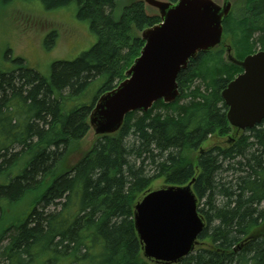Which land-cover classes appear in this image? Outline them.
I'll return each instance as SVG.
<instances>
[{"label":"trees","instance_id":"16d2710c","mask_svg":"<svg viewBox=\"0 0 264 264\" xmlns=\"http://www.w3.org/2000/svg\"><path fill=\"white\" fill-rule=\"evenodd\" d=\"M42 2L75 3L98 41L74 61L55 62L49 78L21 58L17 70L0 71V217L36 198L5 231L0 264H155L143 256L134 212L158 179L192 183L206 222L200 246L180 264H264V121L242 135L229 125L221 92L242 69L225 60L224 47L190 61L174 104L129 114L117 134L98 137L67 165L97 100L125 80L144 47L141 32L160 17L141 0ZM223 27L238 60L264 51V0L235 4ZM57 37H47V49ZM97 81L93 103L80 104Z\"/></svg>","mask_w":264,"mask_h":264},{"label":"water","instance_id":"95a60500","mask_svg":"<svg viewBox=\"0 0 264 264\" xmlns=\"http://www.w3.org/2000/svg\"><path fill=\"white\" fill-rule=\"evenodd\" d=\"M157 11L161 22L142 31L145 45L125 73L126 79L96 102L89 126L96 136L118 133L133 112L147 113L163 101L174 104L180 96L178 76L200 54L223 42V23L236 0H141ZM228 60L243 70L221 92L228 107L227 121L239 131L264 121V51ZM85 155V154H84ZM83 155V156H84ZM192 183L149 191L135 206L134 225L145 259L178 264L195 251L206 224L198 213Z\"/></svg>","mask_w":264,"mask_h":264},{"label":"rangeland","instance_id":"374dc122","mask_svg":"<svg viewBox=\"0 0 264 264\" xmlns=\"http://www.w3.org/2000/svg\"><path fill=\"white\" fill-rule=\"evenodd\" d=\"M222 5L223 0H215ZM242 0H236L239 5ZM78 7L75 3L63 8L47 9L42 0H12L9 3L0 1V71L11 72L18 69L16 59L25 60L26 65L49 78L52 65L57 61H74L83 53L89 51L98 41L92 33L89 24L79 21ZM148 14L155 15L157 11L149 8ZM53 32L58 34L53 48L47 49L45 41ZM140 34V33H139ZM225 48L233 45L229 37L224 40ZM261 50L258 48L256 52ZM233 47L232 55H235ZM225 51L224 58L227 60ZM240 75V74H239ZM237 77V76H236ZM102 81L93 83L80 104H91L100 88ZM72 105V104H71ZM69 106V108L71 107ZM244 134L240 132V135ZM98 137L90 130L86 139L68 156L70 164H76L88 152ZM223 140L213 139V143ZM5 175V174H4ZM8 178V177H7ZM5 179H0V185ZM165 186L163 179L154 181L151 189L157 190ZM35 200L28 199L18 207H8L7 213L0 217V249L8 243L5 231L21 223L27 210L34 205ZM40 256H38V260Z\"/></svg>","mask_w":264,"mask_h":264},{"label":"bare ground","instance_id":"6f19581e","mask_svg":"<svg viewBox=\"0 0 264 264\" xmlns=\"http://www.w3.org/2000/svg\"><path fill=\"white\" fill-rule=\"evenodd\" d=\"M238 76H239V75H238ZM238 76H237V77H238ZM237 77H236V78H237ZM236 78H235V79H236ZM235 79H234V80H235ZM234 80H233V81H234ZM231 82H232V81H231ZM231 82H230V83H231Z\"/></svg>","mask_w":264,"mask_h":264}]
</instances>
